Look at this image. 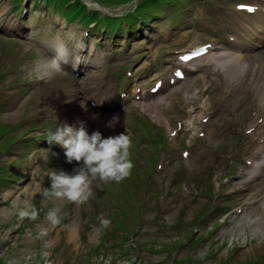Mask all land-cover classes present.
Wrapping results in <instances>:
<instances>
[{"label": "rangeland", "instance_id": "obj_1", "mask_svg": "<svg viewBox=\"0 0 264 264\" xmlns=\"http://www.w3.org/2000/svg\"><path fill=\"white\" fill-rule=\"evenodd\" d=\"M13 1L16 2L17 0ZM24 1L25 0H23V2ZM27 1H29V7L32 8V0ZM51 1L54 2V0ZM77 1L84 2L85 4V1L87 0ZM126 1L127 0H89L88 2L91 3L90 5L92 6L91 8L88 7V11L91 13L96 9H100L109 13L111 15L110 17L121 16L130 8L129 4L125 5L127 3ZM214 2H217V0L199 1V5L196 10H198L200 14L196 16V20L200 19L203 23L198 25L199 31L197 32H191V25L187 24L184 20L174 23L177 29L172 28V25L167 22L169 20L158 23L160 30L171 38L172 52H182L192 46L202 43L204 39L203 33L206 32L205 25L209 24L211 21L212 23L221 25V23L218 22V14L209 13L213 8L212 4ZM197 3L195 5H197ZM41 4L45 5L43 3ZM6 5L7 4L0 2V7H6ZM65 5L66 3L63 4L64 7ZM6 9L7 11L9 10L8 5ZM131 9L132 7L130 10ZM64 10V8H59L57 11H54V13L50 11L47 17H42L41 14H35L34 16L29 17L28 22H31L32 24L36 21L40 22V26L36 30V38L39 39V41H43L45 39L46 41L62 39L59 25L60 22L62 23L64 18H66V16L68 19L73 18L74 21L81 20V18L76 16L75 13H72V11L64 13ZM1 13L2 12L0 11V19ZM100 15L101 16L96 18L98 20L96 22L105 19V15ZM52 19L54 20L52 21ZM79 23L73 22L70 24H72L73 27H76V29L83 30L84 26ZM179 25L184 26V28L179 27ZM71 35L73 34L71 33ZM19 44L26 45L27 42L19 37L18 33L14 31L0 29V87L2 84L8 85V82L13 80V78L18 79L20 77L37 73L38 66L34 63L27 62L23 64L13 75H5L6 69L12 68L17 62H23L25 59L28 60V55L30 54L29 50H27V48H22ZM72 45L74 46V42H72ZM130 48H133L134 54L136 55H142L145 51L138 43H130ZM119 53L121 54L122 52L119 50ZM174 55L173 60L177 61V54ZM148 57H151V55ZM26 82V84L21 86L26 93H17V86H14L13 88L5 90L3 94L0 95V104L6 103L5 106L0 108V123L14 125L15 127L20 126V129H22V125H25L26 122H33L34 111L39 109V105L36 103L38 100V85L33 82L31 78ZM35 92L36 95H34ZM217 95V93H212L208 96L204 113L208 117L209 121L204 127H201V129L206 132H211L212 136L219 142L220 145H226L230 150H232V154L234 156L233 158L235 159H232L231 163L236 161L241 165L242 161H248L252 158V147L249 142L244 139L242 134L239 133L238 130L234 129L230 123L229 118L234 110V107L238 105V102L235 100L229 103L225 101L223 97H216ZM168 101L178 103L180 100L175 99L171 95L168 98ZM149 105L152 106L154 103H149ZM197 108H199V106H193L192 110H196ZM145 109H147V107H145ZM70 112V109L64 110V113ZM20 129L18 131H20ZM13 134H15V132L10 128L0 125V201L2 199V188L5 186L4 183L6 180L14 181L16 176L14 171V168L17 167L16 162L9 160L6 157V154L10 152V147L12 146L11 137ZM46 154L48 155L47 162L45 161L47 155H45L42 159L34 161V165L37 167V171L34 176V179L36 180L32 182L33 186L30 187L29 197L35 192L36 194L32 197V199L40 196L41 188L44 189L46 187L45 177L42 171L46 163L49 165L53 161L51 158V152H47ZM204 154H208V156L204 158ZM220 161L221 158L214 154V151L209 146L202 149L196 156V162L201 174H203L206 169L213 167L222 168V166H218V162ZM150 164L153 166L154 160H150ZM236 169H239V166ZM63 170L66 171V169ZM22 174L24 175L25 173ZM228 174L232 177L230 172H228ZM19 183L20 181L17 182V184ZM242 183H245V185H242ZM262 184H264V178L250 182V178L247 176L245 180H241L237 184H233L227 192L236 191L240 188H246L248 191L239 194L237 198H234L235 194H221L222 198L219 202H214V204L219 207L231 199L236 200L241 198L251 200L252 197L256 196L264 197V188L259 187ZM11 185L12 184L6 185L8 189L5 199L10 194L14 197L17 194H20L11 201L10 204H12V206L6 210L4 209L2 213L0 211V264H43L45 258L43 253H45L46 250L51 254L55 252V259L58 261V264H107L105 260L102 259L105 258L106 254H109V258L107 260L108 262L113 260L112 257H114V259L117 258L114 264H158V262L160 264H188V255L196 261L205 263L202 260L205 258L207 252L216 248L215 238L213 236L207 237L205 234L208 232L206 230L208 222L214 221L218 216H220V212L214 211L209 215L206 223L202 225V229H200L198 236L191 231L190 221L194 219V214L200 213L207 203L203 198L191 201L187 198L183 200L184 204L191 205L194 208V210L187 216L183 214V209L180 206V203L178 204V215L181 214L185 217L186 226H181L180 228L174 227L176 217L174 215H170L169 219H166L163 224L166 235L162 234L157 228H153L151 225L147 226L144 231H141L137 235V244L139 249L136 251L131 249V242L124 244L121 242L123 239L118 236L111 239L107 237V235H104L102 230L97 228L89 231V221L87 218L89 209L84 207H76L67 212L70 216L65 221L66 225L62 227L65 231L60 234L59 231L62 228L58 229L59 223L56 225L51 224L46 219V213L51 208H58L66 212V208L71 206L65 204V210H63L64 203L61 199L53 201L54 207L52 205H46L50 204V202L43 196L36 200L38 201L43 199L44 202L41 207V212L43 214L41 223L36 226L33 224L26 225L25 229L21 233H19V231L13 232V227L20 220L18 212L27 198V194L23 195L27 186H23L21 183L20 185H15L12 189H9ZM211 192L215 193V189H211ZM180 201L182 202V200ZM100 202L102 203L103 201ZM263 204L264 200L261 205L260 203H257L248 208L247 212L251 213L242 220V226L239 228L237 227L236 229V236L240 237L243 242L246 241L244 244V250L242 251L243 254L242 252H238L233 260H226L225 256H220L218 258L217 255L218 264H264V224L261 228V234L260 232L258 233L253 231V224L257 222L253 221L252 223H249V220L254 218L264 220ZM110 214L111 207L105 211V215L103 216V226L114 227L115 223L109 217ZM206 215H208V211H204L202 216L197 218L195 225L199 227L205 221ZM59 216L61 218V215ZM64 216L65 215L63 214V217ZM84 221L85 223L79 226ZM128 225H130L131 228L136 225L134 215L128 218ZM41 228H47V235L38 239L37 236ZM214 228L216 229L217 226L215 225ZM81 232L87 233H84L81 236ZM191 233L197 237L194 239V236ZM177 235H179L178 238ZM205 240L206 243H209V245L203 247L202 249V243H204ZM45 241L50 243V247H44ZM116 241H119L118 246H115L114 244ZM175 241H177L175 244L176 247L171 250L163 248L164 245L173 244ZM64 244L66 246H70V248L64 247ZM128 244H130V246ZM102 246L103 248H101ZM196 247L198 250L195 249ZM96 248H101V250H99V254H96ZM207 258H209L208 255Z\"/></svg>", "mask_w": 264, "mask_h": 264}, {"label": "clouds", "instance_id": "obj_2", "mask_svg": "<svg viewBox=\"0 0 264 264\" xmlns=\"http://www.w3.org/2000/svg\"><path fill=\"white\" fill-rule=\"evenodd\" d=\"M115 123L116 118L113 117L107 126L113 127ZM79 125L76 127L65 122L58 125L55 131L47 133V142L61 146L65 150L67 162L75 161L78 166L71 173L50 169V187L44 193L46 197L51 195L56 199L83 204L92 195L94 180L120 183L131 174L134 164L130 158L132 139L128 133L121 132L105 138L99 130L89 134L83 121ZM47 160L48 155L45 158ZM59 212L58 208L49 209L46 219L53 225L58 224ZM37 215L38 211L34 207L21 208L18 212L21 220L35 219ZM46 235L47 230L41 228L37 238ZM44 247H50V243L45 241ZM43 255L47 257L48 253Z\"/></svg>", "mask_w": 264, "mask_h": 264}, {"label": "bare ground", "instance_id": "obj_3", "mask_svg": "<svg viewBox=\"0 0 264 264\" xmlns=\"http://www.w3.org/2000/svg\"><path fill=\"white\" fill-rule=\"evenodd\" d=\"M72 1H74V2H76L77 0H72ZM88 1H85V4H91V3H87ZM77 4H84V2H76ZM84 4V5H85ZM140 9H147V10H149V9H151V6H149V5H145V6H143V7H141ZM136 10H133V11H131V12H129V10L128 11H126L125 13L126 14H132V13H134ZM8 22L9 21H7L6 23H5V28L7 27V28H17L18 26L17 25H11V24H8ZM74 31L76 32V33H78V29H74ZM57 49L58 50H62L63 48H62V46L61 45H57ZM264 67L262 66V69H263ZM163 100H161V102H162ZM33 186V184H31L26 190H25V193L23 194V195H25V194H27V198H26V200L24 201V203H23V208H25V206L27 205V203L29 202V200H30V197H29V190H30V187H32ZM28 192V193H27ZM5 204H6V202H3V203H1L0 204V211H1V213H2V210H6V208H4V206H5ZM4 208V209H3ZM263 208H264V205H263ZM8 209V208H7ZM251 212H249V214H250ZM247 217V216H246ZM245 217V218H246ZM257 222V223H254L253 224V231L254 232H260L261 234H262V230H261V228H262V226H263V224H264V220L263 219H260V218H254V219H250L249 220V223H252V222ZM239 226H242V222H240L239 223ZM257 233V234H258ZM261 237V236H260ZM109 238H111V239H113V237L112 236H110ZM242 254H243V252H242Z\"/></svg>", "mask_w": 264, "mask_h": 264}, {"label": "snow or ice", "instance_id": "obj_4", "mask_svg": "<svg viewBox=\"0 0 264 264\" xmlns=\"http://www.w3.org/2000/svg\"><path fill=\"white\" fill-rule=\"evenodd\" d=\"M248 10H249V11H252L253 9H250V8H249Z\"/></svg>", "mask_w": 264, "mask_h": 264}]
</instances>
